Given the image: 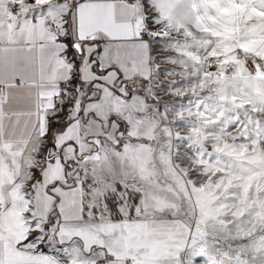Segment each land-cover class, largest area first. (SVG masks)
Segmentation results:
<instances>
[{
    "label": "snow or ice",
    "instance_id": "snow-or-ice-1",
    "mask_svg": "<svg viewBox=\"0 0 264 264\" xmlns=\"http://www.w3.org/2000/svg\"><path fill=\"white\" fill-rule=\"evenodd\" d=\"M0 264H264V0H0Z\"/></svg>",
    "mask_w": 264,
    "mask_h": 264
}]
</instances>
